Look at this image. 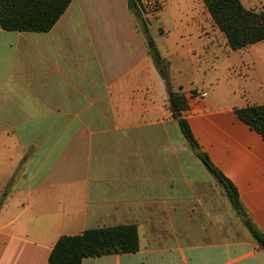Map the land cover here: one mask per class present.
I'll return each mask as SVG.
<instances>
[{"label":"crops","instance_id":"0c3cea01","mask_svg":"<svg viewBox=\"0 0 264 264\" xmlns=\"http://www.w3.org/2000/svg\"><path fill=\"white\" fill-rule=\"evenodd\" d=\"M212 30L189 45L186 88L159 72L128 0H73L48 33L0 27V264H49L61 237L119 225L138 227L139 251L82 264H264L236 212L227 229L171 105L181 87L201 152L264 233V138L236 114L264 105V41L234 51Z\"/></svg>","mask_w":264,"mask_h":264},{"label":"trees","instance_id":"16d2710c","mask_svg":"<svg viewBox=\"0 0 264 264\" xmlns=\"http://www.w3.org/2000/svg\"><path fill=\"white\" fill-rule=\"evenodd\" d=\"M73 0H0V27L8 32L48 33L59 21ZM230 50H242L264 41V10L255 11L244 7L240 0H203ZM132 14L137 18L140 0H128ZM152 59L168 83V63L156 48L150 50ZM182 88H179L181 92ZM172 92V90H171ZM173 92V101L178 109L174 117L190 146H198L189 122L182 113L187 110L186 98L182 93ZM194 91H192V95ZM238 118L264 138V105L236 109ZM197 157L204 163L222 185L226 197L236 214L250 231L259 247L264 250V233L248 218L234 184L212 163L209 156L200 152ZM7 195V191L4 196ZM4 197L0 198V209ZM140 249L138 227L119 225L89 229L77 236H63L54 246L49 264H82L85 258L107 255H123Z\"/></svg>","mask_w":264,"mask_h":264},{"label":"rangeland","instance_id":"374dc122","mask_svg":"<svg viewBox=\"0 0 264 264\" xmlns=\"http://www.w3.org/2000/svg\"><path fill=\"white\" fill-rule=\"evenodd\" d=\"M249 4L255 11L264 10L263 1ZM135 13L138 15L136 18L138 27L145 32L149 50L155 47L159 52L156 46H161L162 53L160 51L159 54H162V57L166 51L173 52L174 47L178 48V53L170 55L168 59H164L168 63L167 75L172 83H182L186 88H189L188 84L196 81L197 75L200 73L199 63L194 62V65L191 64L189 45H192L193 49L200 48L201 41L208 32L206 31L208 27L211 30L215 28L211 33L215 32L216 39H218L217 36H219L220 31L213 20L211 22L209 18L210 14L204 1L140 0V10ZM205 86L207 88L211 87L208 83H205ZM189 152H193V149L190 148ZM195 159L203 171L207 172L208 178L210 179L208 184L210 196L215 198L219 205L222 201L221 198L224 200V217L227 229H238L240 225L238 217L235 214L232 204L223 193L222 185L209 172L201 160H198L197 157ZM241 232L246 236L251 235L246 226H244ZM169 243L175 244L173 242Z\"/></svg>","mask_w":264,"mask_h":264},{"label":"water","instance_id":"95a60500","mask_svg":"<svg viewBox=\"0 0 264 264\" xmlns=\"http://www.w3.org/2000/svg\"><path fill=\"white\" fill-rule=\"evenodd\" d=\"M171 99V105H172V108L174 109V111H178L174 101H173V97L170 98ZM192 149H193V153L195 155H198L200 152H201V149L199 146H192Z\"/></svg>","mask_w":264,"mask_h":264},{"label":"built area","instance_id":"2783aa9c","mask_svg":"<svg viewBox=\"0 0 264 264\" xmlns=\"http://www.w3.org/2000/svg\"><path fill=\"white\" fill-rule=\"evenodd\" d=\"M207 95H208L207 92L199 90V89H195L194 94L192 96L196 98L204 99L207 97Z\"/></svg>","mask_w":264,"mask_h":264}]
</instances>
